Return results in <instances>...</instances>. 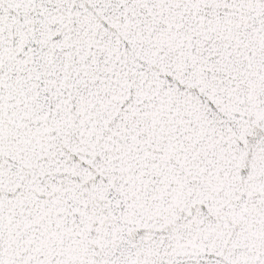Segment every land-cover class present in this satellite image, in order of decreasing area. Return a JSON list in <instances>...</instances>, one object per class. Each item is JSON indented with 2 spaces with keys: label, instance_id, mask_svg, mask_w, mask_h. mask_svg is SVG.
I'll return each mask as SVG.
<instances>
[{
  "label": "snow or ice",
  "instance_id": "1",
  "mask_svg": "<svg viewBox=\"0 0 264 264\" xmlns=\"http://www.w3.org/2000/svg\"><path fill=\"white\" fill-rule=\"evenodd\" d=\"M0 264H264V0H0Z\"/></svg>",
  "mask_w": 264,
  "mask_h": 264
}]
</instances>
